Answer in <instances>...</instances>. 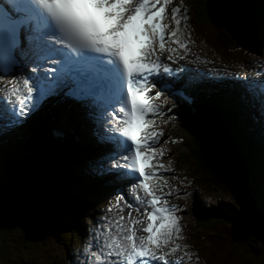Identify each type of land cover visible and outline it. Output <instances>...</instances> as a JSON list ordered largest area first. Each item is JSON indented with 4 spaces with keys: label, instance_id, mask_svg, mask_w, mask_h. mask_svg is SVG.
Wrapping results in <instances>:
<instances>
[{
    "label": "snow or ice",
    "instance_id": "1",
    "mask_svg": "<svg viewBox=\"0 0 264 264\" xmlns=\"http://www.w3.org/2000/svg\"><path fill=\"white\" fill-rule=\"evenodd\" d=\"M169 5L171 31L164 22ZM186 20V9L173 0H0V69L31 63L34 73L10 80L0 76V94L8 101L0 107V120L18 123L64 89L81 102L106 101L108 131L124 152V163L116 161L112 168L135 180L131 202L123 194L109 202L83 249V264H186L184 255L191 259L188 253L175 256L181 250L175 241L183 239L175 215L179 209L168 203L172 193L163 192L169 185L161 172L172 169L156 162L155 145L163 133L152 130L151 119L165 107L155 101L179 81L166 80L174 70L158 53L167 51L173 63L184 58L166 44L186 49L178 39ZM245 86L248 102L264 116V80Z\"/></svg>",
    "mask_w": 264,
    "mask_h": 264
},
{
    "label": "bare ground",
    "instance_id": "2",
    "mask_svg": "<svg viewBox=\"0 0 264 264\" xmlns=\"http://www.w3.org/2000/svg\"><path fill=\"white\" fill-rule=\"evenodd\" d=\"M252 4L257 9L255 11V16H258V18H259V19H257V21H255V24L260 25V26H262V24L264 25V0H252ZM220 6L222 8V5L221 4H220ZM216 7L218 8V5L215 4V6H214V9L215 10H216ZM209 51L212 52L215 55L217 54L216 52H214L212 50H209ZM201 52H204V49H202ZM246 61H248V60L246 59ZM255 79H257V78H255ZM258 81H260V80H258ZM203 88H204V91L205 92H208L209 91L207 85H203ZM215 89H216V87H212V89H211V95H214L215 94ZM191 95H193V94L191 93ZM217 96L222 99L221 101H226L225 97H223L222 95H218L217 94V95H215L213 97L212 102H216V100H219ZM236 102L239 105V107H241L243 109L244 108H247L248 111L250 110V112H253L251 110V107H249V104L246 106L245 104H243V102L240 99L236 100ZM61 107L64 108L63 104H62ZM194 107H195V105H194ZM248 108H250V109H248ZM167 115L169 117H171L172 119H174V122L179 123L178 120H177L179 117H180V122H181L182 119L184 117H188V115L202 117L204 115V113L202 111H200V110H196L194 113H191L190 112V107H188L187 105H185V106L181 105L180 108H178L177 106H174L171 110H168L167 111ZM55 120H56V123H55L56 124L55 125L56 128L53 125L52 126V129H55V130L58 131V133L60 134L58 136H60L61 139H64V142L55 140L54 144H52V146L49 147L51 151H53V150L54 151H57L59 149L61 150L62 147L67 146L69 148H72V150L75 149L77 152H80L79 151V148L86 147V146H88L91 143L90 140L92 139L91 135L93 133V132H91V129L93 127V124L90 123V129H89V132L87 134L84 131H78V129H83L86 126V124L84 122H82V121H78L76 123V125H75L74 123H70L66 119L61 120V118L58 115H55ZM221 121L224 123L223 118H221ZM228 121L229 120H227V122ZM42 124H44L43 125L44 132L43 131H40V130H39V132L40 133L43 132V135L45 134L47 136V138H49V140H51V138H50L51 135H50V132H49V128H50V125H51L50 121L45 122V123H42ZM45 124H46V128L47 129L44 128ZM199 126H200V124H199ZM2 130L3 129L0 127V141L1 142H6V141L8 142L9 140H13L12 141L13 144H11L10 145V148H9L10 149V154L8 155V157H10V156H12V154H14V148H13L14 146H12V145H14V144L15 145L16 144L17 145H21L23 143H27V141L26 142L25 141L22 142V140H24L22 138L25 135H21L19 137L13 136L12 138H10V137H8V134H6L5 136H1ZM253 131L256 132V130H253ZM26 135L27 136H30L31 133L29 131H27L26 132ZM187 136L190 137V138H188V141L191 144V148L195 151L194 157L197 158L199 155H201L204 158V165L207 168L209 174H211L212 172H214L216 170V173L218 174V176L221 179L227 178L228 172L230 171V170H228L227 164L226 163L219 164L216 160H212V161H210V165H209L207 163V161H206V158H205L206 153H207V150H206V152H203V151L200 150V146L199 145H198L199 147L195 145V144H198L197 143V140H196L197 135H195L194 137H191L190 135H187ZM233 136H234L233 137L234 144H237V145L242 144V142H238L239 141V138H238L237 135H233ZM65 137H67V139ZM253 137L255 139H257V141L259 143L262 140V139H259L260 136H258V137L253 136ZM163 138L166 139L167 136L166 137H163ZM248 139L246 141L249 142V145L247 143H245L244 146H245V148H247V150H250V153L251 154H253V151H251V150L253 148L252 143L254 141H253V138L252 137L251 138L249 137ZM173 140H174V142H176L177 149L180 148L181 150H185V149L188 148L187 145H186V141L183 140L179 135H174L173 136ZM79 141H81L82 143H79ZM219 141L220 140H218V142ZM76 142H78V144ZM161 145H162V143L159 144V147H161ZM155 146H157V144ZM22 152H24V151H20L18 153V155H20ZM181 153L182 152L180 151L179 152V155H180V157L182 159ZM208 153H210L209 150H208ZM61 155H62V157L65 158L64 159L65 160V163H71L73 161V159L69 155L66 157L65 153L61 152ZM28 157H31V156H28ZM225 158H226V160L229 161V156L227 154H225ZM78 159L80 161H82V159H80V158H78ZM186 160H187V162H189L191 164H195V162L192 160V158L190 156H187V159ZM6 163H10V162H6ZM77 163L80 165L79 161L76 159L75 165ZM2 168L4 170H6L5 167H4V164H2ZM67 170H68V172L65 174V176H62V177L65 179L67 185L71 188V185H70V182H69V180H70V174L72 172L76 171L77 168L75 167L73 169H67ZM17 172H18V175H19L20 178L23 177L22 174L20 175V172L18 170H17ZM187 172H186L187 177L191 178L192 176L190 177V174L187 173ZM6 175L8 176V173H6ZM179 176H183V175H180L179 174ZM86 178L87 179H90L91 177H90V175L86 174ZM171 181L173 182L175 180H171ZM159 182H160V184H163V181H159ZM175 182H176V186H177L178 190L176 189V186H171L170 188H168V191L171 192L172 195L175 197L176 194L174 192H177V193H178V191L180 192V187L182 185V187H183L182 192L183 193H180L179 194V197L182 198V199H180V202L184 205V207H185L186 210H193L196 214H198V215L200 214V215H203V216H208L211 213L213 215L214 213H217V212L220 213V212H222V214H224L225 216H227L229 218H232L234 221L240 223L241 226H242V228L245 231H249V228H246L247 227L246 223L249 224L247 218L245 217V215L239 209H237L238 207H236L234 204L233 205L231 204V202L229 201L230 199L227 198L226 196L219 197L216 194L217 195L216 198L218 199L217 200L218 201V204L216 206H212V205L210 206L207 203L210 202V198L213 197L214 193L202 190L201 188H203V185H199L200 188H198L196 185H193L192 184V187L186 188V186L183 184V180H180L179 182H177V181H175ZM28 183L31 186L33 184L31 181H28ZM57 184L59 186H61L59 183H57ZM84 186L85 187H88L87 183L86 184H83V187ZM76 187H77V185H76ZM164 189L166 190L167 188H164ZM247 190L249 191V195L254 199L255 197L253 195H255V194L252 195V193H254V192L253 191H250V188L248 186H247ZM166 192H167V190H166ZM244 192H246V191H244ZM98 193H103V192L102 191H98ZM91 194H96V193H95V191L94 192L91 191ZM260 197H261V202L264 204V193L263 192L260 194ZM86 211L88 213L87 208H86ZM47 212H49V211H47ZM28 218H29V216H27L25 219H28ZM209 225L212 226L211 224H209ZM24 229L27 232L28 227L26 226ZM44 229H47V227L45 225H44ZM230 229H231V227H230ZM81 231L83 232V230H81ZM84 231L86 232L85 229H84ZM224 231H226L225 228H224ZM86 233L88 234L89 237L91 236V234L89 232H86ZM74 234L77 235V233H74ZM235 235H237V234H236V232L234 231V228H233V231H230L228 234H226L225 235V238L226 239L232 238ZM257 240H258V242L256 244L252 242V241H256V239L253 236H250V239H248L245 236H242V237H240L239 240L237 238L228 240L229 246L231 247V250H232V253H233V254L230 253V256H229L230 260L232 262H234L235 257H237V258H239V261L241 263L243 262V264L244 263L250 264L249 261L247 260L248 259V255L244 251V247L242 245V242L247 241V244L250 245L252 248H257L256 245L259 243L260 244V247H261L262 244H263V242L260 239H257ZM27 241L29 242V244L31 246H34V247H37V248L40 245V242L38 240H27ZM33 241H36V243H32ZM202 242L203 243H205V242L207 243L206 239H202ZM74 244L76 246H80V242H78V240H76V242ZM186 244L187 245H190V243H186ZM207 244L211 248L216 249L215 246L218 244V240H215L214 238H211L210 241L208 240V243ZM204 246H205V244H204ZM198 249L199 248H197V247H193V251L195 252V255H199V256H197L198 262L200 264H206V262H202V258H203L204 253L200 252ZM259 249L260 248H257V250H259ZM261 250H262V248H261ZM7 254H10V252H8ZM234 254H235V256H234ZM54 255H55V253L52 254L53 260L56 257ZM22 256L26 260L21 261L19 259V257H17V261H18L17 264H23V263H25V264H58V261H56V262H53L52 261L51 256L49 255V253H46L45 256L46 257H49V260L50 261L46 257H43V258L34 257V253L32 251H31L30 255H28V256L22 255ZM75 257L76 258H80V256L78 254H76ZM258 258L261 260L260 256ZM9 259H11V258H9ZM75 260H77V259H75ZM46 261H48V262L46 263ZM5 263L6 264H12V259L9 260L8 263H7V260H6ZM63 264H66L65 261H63ZM207 264H210V263L208 262ZM235 264H237V262Z\"/></svg>",
    "mask_w": 264,
    "mask_h": 264
},
{
    "label": "rangeland",
    "instance_id": "3",
    "mask_svg": "<svg viewBox=\"0 0 264 264\" xmlns=\"http://www.w3.org/2000/svg\"><path fill=\"white\" fill-rule=\"evenodd\" d=\"M195 33H198V34H201L202 36L199 38V39H196V41L198 42V44H196V43H194L193 44V46L194 47H196V45L197 46H199V48L200 47H202V46H204V45H206L207 47H208V50H211V47H210V45H209V39H207V37H205V35H204V32L203 31H201V30H198V29H195ZM209 34V33H208ZM214 35V36H213ZM212 36H210V38H213V39H215V44L216 45H218V57L217 58H215V60L216 61H218V60H221V59H225L226 61H227V58L229 59V60H231L232 59V57H234V58H241V56H242V54H251L252 52H253V50L252 49H246L245 51H243V50H240L238 47L237 48H228V46H226L225 48H222V47H220L219 46V43H218V40L220 41V39L218 38V36L216 35V34H213ZM218 35H220V34H218ZM202 37L204 38V40H202ZM236 55H238V56H236ZM232 56V57H231ZM235 60H237V61H235V62H230V61H227V62H229V63H231V64H237V62L239 61L238 59H235ZM207 118V120H209V118H210V120H215V118H214V116H212V114L210 115V116H208V117H206ZM31 128V127H30ZM36 127L34 126V127H32V130H34ZM31 133V132H30ZM28 138H30V137H28ZM27 138V139H28ZM76 139V138H75ZM77 144H78V142H76ZM79 143H82L81 141H79ZM4 145V144H3ZM20 146V145H19ZM15 147H17V145H15ZM14 147V148H15ZM1 149V148H0ZM5 151V150H4ZM17 151V150H16ZM182 152L181 153V155H184V150H181L180 148H178V149H175L174 150V152L172 153V156H173V158L175 159V160H178V159H180V155H179V152ZM42 153V151H40L39 152V155ZM36 158H33L32 160H35ZM31 160V161H32ZM39 166H41L40 168H39ZM39 168V170L40 171H42V168H44V170L45 169H50V172L52 173V172H54V170L53 169H51L50 167L48 168V164H45V163H42L41 161L38 163V167H37V169ZM189 172V171H188ZM187 172V173H188ZM6 173H8V176H7V179L10 181V184L12 183V184H14V186L15 187H17V184L14 182V173L12 172H6ZM15 174H16V176H17V179L18 180H22V181H26L27 183H28V180L27 179H25V178H23V177H19V175H18V172L16 171L15 172ZM38 175H39V173H38ZM45 175H46V171H45V173H43V174H41V175H39V176H36V178H35V182H37L36 180H42V178H43V181L45 180ZM191 177V176H190ZM192 177H194V178H189L190 180H193V179H195V184H197L198 185V187H199V185H203L204 183V181H200V180H197L198 178L196 177V176H192ZM2 177H0V179H1ZM43 181H41V182H43ZM2 182H3V179H2ZM46 182L49 184V185H51L52 184V179H51V177H46ZM37 183H39V182H37ZM2 185V183L0 182V186ZM9 184L5 181L4 183H3V190H6V192L8 193V194H10V195H12V192L10 191V189H9ZM196 187V186H195ZM197 188V187H196ZM200 188V187H199ZM203 188H204V186H203ZM203 188H201V189H203ZM49 189V188H48ZM198 189V188H197ZM50 191L49 192H46L45 193V196H44V198H42V199H40L41 201H40V208H39V210H37V211H39V214H41V215H39V217L40 218H42V214L46 217V215H45V213L47 212V211H49V212H47V213H49V214H51L52 216H54L55 215V212L57 211V210H60V212L58 213V216H60V215H63L64 213L63 212H68L69 213V206H68V202H66L65 201V198H63L62 197V195H61V193H60V191H59V188L57 187V186H52V187H50V189H49ZM27 192L28 191H30L29 189L28 190H26ZM217 194V193H216ZM215 193H214V195H213V197L212 198H210V202H208L207 204L208 205H212V206H216L217 204H218V199L216 200L215 198L217 197V195L218 196H221V195H223V194H217L216 195ZM229 196V195H228ZM231 197V200L233 201V197L232 196H230ZM13 198L15 199V195L13 194ZM16 200V199H15ZM3 201H5V198H3ZM23 205L24 204H26V203H29L28 202V198H23ZM51 201H53L54 203H56V204H61V205H58V208H54V205L52 204V203H50ZM55 201H60V203H57V202H55ZM230 201V200H229ZM15 204H16V201L14 202ZM29 204H31V203H29ZM35 204H38V203H35ZM34 203L33 204H31L32 206H34L35 205ZM4 206V204H2V203H0V207H3ZM36 206V205H35ZM50 208V209H49ZM70 208H72V207H70ZM239 208V207H238ZM10 209H11V207H10ZM1 211H3V209H1L0 208V212ZM189 211H186L185 213H184V219H185V222H186V232H187V237L189 238V242L191 241V239H192V237H193V235H194V232H195V228L196 227H194V221H193V217H196V216H198L199 217V215H197V214H195V212H190V213H188ZM13 216V215H12ZM89 217V215L87 214V212L86 211H84L82 214H81V218L79 219V221L78 222H76V225H80V226H84L85 224H86V218H88ZM9 218V217H8ZM21 219L22 220H19V221H14L13 219H11L10 218V223H8L7 225H5L4 224V220H0V222H1V224H2V226L6 229L5 230V232L9 235V238L11 237V236H15L16 234H22V235H24V237L23 238H19V237H14V238H10V243L8 242V240H4L2 243L0 242V264H6L5 262H6V260H7V263L9 262V260H11L12 259V264H17V249H18V247H22V248H24L27 244H29V242L27 241V240H31V239H29V238H27L26 236H27V234L28 233H34V232H36V230L37 229H39V227L41 228V229H44V222H43V220H41V221H39V222H37L35 225H25V221L26 222H32V224L34 223V221L36 220V219H34V214H31L30 216H29V218L28 219H25V218H23V217H21ZM90 222H91V220H90ZM69 225H70V223H67V226L69 227ZM28 227V230H27V232H26V230L24 229L25 227ZM1 227V226H0ZM34 228V229H33ZM254 229V232H256L257 231V228L255 227V228H253ZM252 228H250V230L249 231H247V232H245V236L248 238V239H250L249 238V236H252L253 235V233H252V230H253ZM0 235H1V231H0ZM255 236H256V234H254ZM255 236H253L254 238H255ZM194 237H195V239L196 240H200V237L197 235V234H195L194 235ZM1 238V237H0ZM2 238L4 239V235H2ZM1 241V240H0ZM204 241V240H203ZM55 242V241H54ZM253 243H257L258 242V240H256V241H252ZM32 243H36V241H33ZM207 243H208V241H207ZM204 244H205V246H204ZM53 245H55V246H57L56 245V243H53ZM3 247L4 248H6V249H3ZM256 247H260V244L258 243L257 245H256ZM8 248V249H7ZM10 248H14V251H12L11 252V250H10ZM199 248H201V250L203 251V252H205L206 253V259H207V254H208V251H206V249H208V245L206 244V242L205 243H203V246L202 245H200L199 246ZM19 250V249H18ZM55 250L56 251H59V249L58 248H55ZM56 251H54L53 253H55V255H59V256H61V254H63V251H60V252H56ZM8 252H10V254H7ZM21 254V253H20ZM25 254H27V253H24V254H22V255H24V256H27V255H25ZM29 255V254H28ZM209 257V256H208ZM9 258H11V259H9ZM9 259V260H8ZM235 260H236V262L237 263H239V264H242L240 261H239V258H237V257H235ZM59 261V260H58ZM209 261V260H208ZM48 261H46V263H47ZM244 264H247V263H244ZM251 264V263H250Z\"/></svg>",
    "mask_w": 264,
    "mask_h": 264
},
{
    "label": "trees",
    "instance_id": "4",
    "mask_svg": "<svg viewBox=\"0 0 264 264\" xmlns=\"http://www.w3.org/2000/svg\"><path fill=\"white\" fill-rule=\"evenodd\" d=\"M26 160H27L26 162L28 163V161H30V158H28ZM25 165H26V163H25ZM21 171L24 172V173H22ZM21 171H19L20 175L22 174L23 176H25L26 174H28L27 172L22 170V168H21ZM27 180L28 181L33 180L32 176H28ZM17 181H18V179L16 180V182ZM36 181L39 182V183L35 182V180H34V183H33L32 187H31L32 189H31L30 192H24L23 188L21 187L22 189L19 190L18 197H22L23 195H25L26 198H28V202L29 203H31V204L38 203V204H35L36 206L35 205L32 206L29 203H26V204L23 205L22 200H19V201L17 200L16 204H15L11 200H9L7 202V204H6V205H8V207H6V209H5V210H7L6 213H3V211H1L0 212V217L5 218V216H7V217H9V218L14 220L17 217L26 218L27 216H30L31 214L37 215L38 214L37 210L41 206L39 204V202L41 201L40 199L44 198L45 193H46L44 191H47L46 190L47 183H46V180L43 181V178H42V180H36ZM41 181H43V182H41ZM9 207H11V209ZM223 227L224 228L227 227V223L225 221H215V222H213L212 226H210L212 232L214 234H216V235H219L217 229H224ZM218 238H219L220 241L222 240L221 237H218ZM206 240L210 241L211 239L207 238ZM215 247H216V249L211 248V247L210 248L216 251V255H217L218 258L222 257L224 259H227L229 264H233V263L235 264L236 263L235 260H234V262H232L230 260V258H229L230 253L233 254L232 250H231V247L229 245H227V244H225L224 242L221 241V242H218V244ZM261 248H262V250H261ZM256 252L257 253H255L253 255H248V259L247 260L249 261V263H252V264H264V242L262 244V247H260V249L257 250ZM234 256H235V254H234ZM259 256H260L261 260L258 258ZM237 264H239V263H237Z\"/></svg>",
    "mask_w": 264,
    "mask_h": 264
},
{
    "label": "water",
    "instance_id": "5",
    "mask_svg": "<svg viewBox=\"0 0 264 264\" xmlns=\"http://www.w3.org/2000/svg\"><path fill=\"white\" fill-rule=\"evenodd\" d=\"M215 4L218 5L216 10ZM208 8L212 18L216 19L220 26L236 34H246L252 27L251 0H208Z\"/></svg>",
    "mask_w": 264,
    "mask_h": 264
}]
</instances>
